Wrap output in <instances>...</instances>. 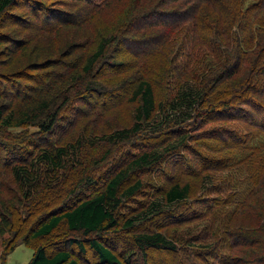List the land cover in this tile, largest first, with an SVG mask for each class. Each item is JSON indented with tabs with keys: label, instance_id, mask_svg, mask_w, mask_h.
I'll return each instance as SVG.
<instances>
[{
	"label": "trees",
	"instance_id": "1",
	"mask_svg": "<svg viewBox=\"0 0 264 264\" xmlns=\"http://www.w3.org/2000/svg\"><path fill=\"white\" fill-rule=\"evenodd\" d=\"M140 1L142 0H102L100 3H95V0H79V3L100 6L98 11L111 7L123 10L127 8V4L138 5V8L133 10L136 13L132 15L130 11H126L129 14V20L131 19L128 28L140 30L142 28L138 29V26L133 27L132 24L138 20H153L150 24L151 29L156 27L158 31H162L148 39L150 44L157 39V44L160 46L161 43L163 48L160 47V53L156 55L150 67L161 59L170 60L172 56L176 71L182 73L179 77L177 92L170 100L159 101L148 79L136 81L133 89L130 90V97L126 99L138 102L134 114L135 121L130 127L117 129L108 135L109 140L116 145L130 143L133 146L135 151L129 149L126 153L127 162L104 182V188L100 192L77 202L70 209L65 210L62 205L56 209L58 212L53 211L54 213H46L50 215L44 216V211L39 215L36 210L38 208L35 209L29 205L30 203L22 205L19 216L26 232L19 230V233L13 237L15 243L10 248V252L19 243L32 247L31 239L48 237L52 230L63 221L75 235L80 232L87 239L99 264H122L118 257L120 251L125 255L126 260H123L126 262L131 254L138 250L142 252L144 264H148L146 257L149 251L176 252L182 258L186 254L184 247L174 243L171 237L179 240L177 243L182 241L181 243L186 242L188 245L201 247L199 252H193L199 258L195 264H264V142L257 138L260 135L259 130L264 131V102L261 100L264 98V0H235L236 7L231 10L229 9L230 0H143L142 5L138 3ZM69 4H71L69 0H0V44H4L3 49L10 46L6 48L5 54L15 58L16 54L28 50L30 43L34 41L30 55L37 58L36 63H40L39 60L43 61L45 58L41 55L42 40L36 36L31 37L29 42L11 40L8 39L6 29L10 26H21L23 29H36V31L44 28L42 30L45 34H55L70 22L89 23L87 19L93 20L91 13L82 12V8H87L86 6L80 5L78 10L73 11L69 9ZM145 4L150 8L140 12L139 8H143ZM169 4H172L171 9H167ZM208 4L215 8H217L216 4L220 6L221 15L218 18L213 20L209 17L211 9H207ZM25 8L33 15H37V25H32L29 20L24 21L23 13H16L17 10H22L26 16ZM64 8H68V10L65 9L67 12H64ZM81 16H85L86 20ZM155 16L163 19L155 20L152 18ZM204 16L209 20L203 19ZM6 19L10 21L4 23ZM114 34L110 33L99 38L86 58L82 71L76 69L81 57L76 56L74 62L67 57V54H70L68 53L70 46H76L74 42L68 41L67 46L65 43L61 44L65 48L59 49L58 51H61L59 53L55 50L64 58V60L61 58L63 68L67 64L74 63L73 74L70 72L72 78L70 83L72 86L78 85L79 91L86 90L88 97L96 94L97 88L103 89L100 83L95 85L93 79L100 74L96 72V68L105 62L106 57L102 56L104 48ZM142 41L145 40L138 37L132 39L128 35L123 37V43L129 42L135 45ZM181 57L182 59H179ZM18 59L22 60L20 57ZM172 62L170 60V64ZM47 68L50 66L45 67L44 72L48 73L47 77L45 76L47 91H40L37 94V89H33L35 94L33 97L28 95L22 99L18 93L21 84L12 80L8 82V86L0 84V89L5 96L10 92H16L13 93L14 102L10 101L9 106L6 103H0L1 127L12 129L34 125L39 131L36 134L38 137L39 133L48 132L54 125L57 127L58 122L65 119V115L61 112L67 101L65 97L72 90L58 92L60 101L54 103L49 91L64 81L59 77L56 81L52 76L53 71H47ZM172 69V66L166 69L167 80ZM18 71L23 70L15 72ZM0 74L4 78V75ZM238 76H243L241 79L244 78L245 82L242 84L239 82L240 86L235 91L233 84ZM39 79L41 78L35 76L33 80ZM227 90L231 92L229 97H227ZM9 98L12 99V96L9 95ZM166 103L167 106L164 107ZM183 108H186L187 113L183 112ZM162 111L165 112L164 116L160 114ZM177 111L181 112V115H176ZM230 122H234L241 129L229 126ZM158 123L159 129L152 131L157 133L156 137H147L149 139L145 140L153 142L152 144H141L135 139V134L143 129L144 124L155 127ZM240 124L246 125L247 128H242ZM215 137L225 138L223 142L218 141L221 143L218 146L215 144L217 141ZM206 138L209 140H204ZM244 138L247 140L241 144ZM35 140L38 142V139ZM195 143L202 144L210 150L209 152L219 156L224 155L225 158L219 157L218 160L213 155V157L207 155L204 157L200 151L189 147L190 144ZM26 145L30 146V144ZM9 147H12V151L20 149L14 145ZM1 148L4 153L8 152L5 145ZM41 152L39 157H43L47 168L54 171L60 167L65 148L56 147L53 151L44 149ZM195 155L201 156L202 161L200 168L192 177L206 170L216 171L222 168L226 171L225 175L233 178L230 180L231 187L228 188V192L222 194L216 190L214 197L200 202L196 198L197 191L202 187V182L211 186L210 176L203 174L202 179L193 183L189 180L183 183L174 181L169 186H163L161 192L154 193L138 213L127 216L121 222L118 221L116 210L120 206L121 199L139 194L145 186L152 185V182L142 179L143 175H148L150 168H154L157 164L165 165L171 170L178 164L183 165L184 168L186 164L190 167V161ZM9 168L14 181H17L22 189V195L27 198L41 185H49L42 181L37 172L35 173L31 159L22 164L14 163ZM237 169L251 180L249 187L242 191L244 194L240 192L238 199L240 188L234 185L233 174ZM191 172L189 171V174ZM0 175H2L1 171ZM0 182L1 187L3 185L1 179ZM80 182H83V179ZM85 182L95 183L89 177L84 178ZM119 187L122 188L118 192ZM50 188L53 189V187ZM10 189L17 192V184ZM153 197L155 199L161 197V201L176 204L196 198L195 202H200L199 205L205 209L189 218L170 222L171 229L168 231H162L158 228L161 226H155L131 234V244L126 250L122 248L114 252L105 244L109 242L103 244L104 241L99 240L100 234H105L109 230L116 231L121 227L128 228L134 224L137 217L146 216L153 210L152 201L155 200ZM218 211L222 213L220 221H217ZM10 212L11 210L7 212V217L2 216L1 230L11 224L8 221ZM200 220H204L205 230L200 231L201 234L191 230L181 231L184 227L190 228L199 224L195 222ZM190 233L192 235H189ZM209 234L213 236L212 241L211 237L207 236ZM200 238H204L205 242H193ZM223 240L226 244L222 243ZM68 243L70 246L75 245L79 253L85 252L84 240L79 236L69 238ZM35 245L32 247L33 255L28 264H79L73 255V247H66L70 249L66 250L56 243L52 246L44 243ZM48 247L52 249L51 254L46 251ZM202 249H208L207 253H203ZM194 254L191 256L195 259Z\"/></svg>",
	"mask_w": 264,
	"mask_h": 264
},
{
	"label": "rangeland",
	"instance_id": "2",
	"mask_svg": "<svg viewBox=\"0 0 264 264\" xmlns=\"http://www.w3.org/2000/svg\"><path fill=\"white\" fill-rule=\"evenodd\" d=\"M101 1L102 0H95V3H100ZM142 1L138 3L142 5ZM69 2L71 3L69 4V9L73 11L78 10L80 5L86 6L87 8H82V12L85 14L91 13L94 17L93 20L87 19L89 23L77 22L73 24L70 22L55 34H45L42 30L44 28L37 29L36 31V29H23L21 26H10L11 28L8 27L6 29L9 35L8 39L11 40L17 39L19 41L29 42L33 36L42 40L41 55L45 59L43 61L39 60L40 63H36L37 58H33L30 55L34 41L30 43V48L28 50L26 49L20 54H16L15 58L9 57L5 54L6 48H10V46L3 49L4 44H0V73L4 75V78L0 76V84L2 86L7 84L8 86V82L11 80L15 83L21 84V89L18 93L22 96V99H25L28 95H31V97L35 96L32 91L33 89H37V94H39L40 91H47L45 88V76L48 75V73H44L46 71L45 67L47 66H50V68H47V71H53L52 76L56 81L58 80V77L64 81L49 91L54 103L60 101V99H58V92H67L69 89L72 90L70 94L66 95L65 100L67 101L61 112L62 115H65V119H62V122H58L57 127L54 125V127L48 132L39 133V136L36 137V134L39 131L34 125H24L12 129L0 126V171L2 172L0 179L3 183L0 187V264H28L33 255L32 247L36 246L35 244L38 245L42 243L45 245L50 244V246L56 243L66 250H70L66 247H73V255L79 264H99L96 254L88 245L87 239H85L80 232L75 235V233L67 228L63 221L60 222V225H58L57 228L52 230L48 237L31 239V242H33L32 247H30V245L27 246L19 243L14 250L10 252V248H12L15 243L13 237L19 233V230L26 232V229H24L25 226L20 222L19 212L21 213V206L30 203L29 205H32L35 209L38 208L36 210L39 215L44 211V216H46L50 215L46 213L58 212L56 209L62 205L65 210L70 209L77 202L100 192L104 188V182L111 177L121 165L124 166L127 162L125 157L126 153L129 152V149L135 151L130 143L116 145L108 138V135L112 134L117 129L130 127L135 121L134 114L138 102L137 100H126L128 96L130 97V90L133 89L135 82L148 79L152 85L153 92L156 93L159 101L170 100L178 90L180 82L179 77L182 73L176 71L174 67L175 61L172 62L171 59L172 56L170 57L171 64L169 59L165 61L161 59L158 62L156 61L157 63L154 66L150 67L153 64L152 62L156 55L160 53L161 43L159 46L156 39L150 44L148 39L150 36L157 35V33L162 31H158L156 27L151 29L152 26L150 24L153 23V20H138L136 23L132 24L133 27L138 26V29L142 28L140 30L128 28L131 19L129 20V14H127L126 11H130V14L132 15L136 13L133 12V10L137 9L138 5L129 6L127 4V8L123 10L118 7L117 9L111 7L106 9L102 8L98 11V7L100 6L95 7L87 5L85 2L84 4H81L79 3V0L75 2L69 0ZM146 5L147 4L141 9L139 8L140 12L146 11L150 8ZM167 7V9H171L170 7H172V4L167 5ZM216 7L217 8L209 4L207 5V9H211L209 11V17L213 20L221 15L220 6L216 4ZM234 7H236V1L230 0L229 9L231 10ZM65 9L68 10V8H64V12H67ZM27 10L28 9H26V16L22 10H17L16 13H23L25 17L24 21L29 20L32 25H37V15H33L31 11ZM81 17L86 20L85 16ZM152 18L155 20L163 19L159 18V16ZM203 19L209 20L206 16H204ZM9 21V19H6L4 23H8ZM61 21L65 20L61 19ZM78 21H80L79 18ZM110 33L115 34L104 48L102 56L106 57L105 62L103 65L96 68V72H99L100 74L93 79V83L95 85L100 83V86L103 89L97 88L98 90H96V94L88 97L86 90L81 89L79 91L78 89L80 87L78 85H71L70 82H72V78L70 72H72V66H74V63L67 64L65 65V68H63L61 66V58L63 60L64 58L61 53L58 54L61 52L58 50L65 48L68 41H72L71 43L74 42L76 46H70L71 48L68 47V53L70 54H67V57L73 59V62L76 56L81 57L76 65V69L77 71H82V66L85 63L86 58L94 49L99 38ZM36 34H39L40 36H37ZM124 35H128L132 39H137L138 37L145 41L137 42L135 45L129 42L123 43ZM63 43H65V46L61 45ZM161 49L163 48L161 47ZM55 50H57L58 53L55 52ZM18 57L22 60H19ZM179 59H182V57ZM169 66H172L173 69L169 74L170 76L168 75L169 77L167 80L165 73H167L166 69ZM17 70L23 71L15 72ZM54 73L56 74L55 76L53 75ZM35 76L36 78L41 79L33 80ZM242 77L243 76H238L235 79L233 84V89L235 91L236 88L238 90V86H240L239 82H241V84L245 82L244 78L241 79ZM125 86L127 87L125 88ZM13 93L15 94L16 92L13 91ZM13 93H9V95L12 96V99H10L9 95L5 96L2 89H0V103H6L8 106L10 105V101L13 103ZM230 94L231 92L227 90V97H229ZM261 100L264 102V98H261ZM166 106L167 103L164 107ZM54 108H56V106H54ZM183 112L187 113L186 108H183ZM160 114L161 116H164L165 112L162 111ZM176 115H181V112L177 111ZM228 124L233 128L241 129L240 126L234 122ZM158 125L159 123L153 127L149 124H144L143 129L135 134V139L141 144H152L153 142H146L145 140L149 139L147 137H156L157 133H153L152 131L158 130L160 127V125ZM242 126V128H247L246 125ZM259 131L260 135H258L257 138L262 139L261 142H264V131ZM44 135L46 137L43 138ZM215 138H217L215 144L219 146L221 143L218 141L223 142L225 137ZM35 139H38V142ZM204 140L208 141L209 138ZM246 140L247 139L244 138L241 144H244ZM22 141L23 143L21 144ZM19 144H21V146ZM26 144H30V146ZM2 145L7 147L8 152L4 153L1 148ZM11 145L20 147V149L12 151V147H9ZM56 147H64L65 155H63V158L60 160V167L53 171L47 168V164L43 162V157H39V155L44 149L45 151H53ZM189 147L194 150L197 149L196 151H200L204 157H206V155H213L218 160L219 157L225 158L224 155L219 156L218 154L209 152L210 150L205 148L202 144H190ZM30 159L34 164L35 173L37 172V174L41 176L42 181L49 185H41L33 191V194H29V197L27 198L22 195V189L20 188L19 183L14 181L9 167L14 163L22 164ZM201 161V156L195 155L190 161V167L186 164L184 168L183 165L178 164L175 169L171 170L165 165L157 164L154 168H150L148 175H143L142 179L144 181L152 182V185L145 186L139 194H134L130 197H124L121 199L120 206L116 210L118 221L121 222L127 216H133L138 213L154 193L157 191L161 192L163 186H169L174 181L183 183L189 180L193 183L202 179L203 174L210 176L211 186L202 182V187L197 191L196 198L200 202H205V199L214 197L216 190L220 191L222 194L228 192V188L231 187L230 180H233V178L227 174L225 175L226 171L222 168L216 169V171L206 170L203 171L202 174L199 173L198 176L192 177L200 168ZM189 171L192 172L189 174ZM233 174L235 181L234 185L240 188L239 195L237 196L238 199L240 192L244 194L242 191L249 187L251 180L245 177L243 175L244 173L240 172V169L235 170ZM134 176H136L135 173ZM85 177H89V179L95 181V183H84ZM79 179H83V182H80ZM16 184L18 191L13 192L10 188L16 186ZM124 186L125 185H123V187ZM50 187H53V189ZM121 188L122 187H119L118 192ZM223 189L224 191H222ZM196 198H191L184 203L176 204L161 201V197H158L157 199L153 197V199H155L152 201L153 210L146 216L140 215L141 217H137L134 224L128 228L121 227L117 228L116 231L109 230L105 234H100L99 240L102 242L104 241L103 244L109 242L105 244L114 250V252L120 251L122 248L126 250L129 248V244H131V234H135L139 230L147 227L155 226H161L158 228L162 231H168L171 229L170 222L181 220L182 218H189L194 214L204 211L205 208L199 205L200 202H195ZM9 210H11V216H9L8 221L11 224L1 230L2 216L6 215L7 217V212ZM153 213L154 215H152ZM220 220H222V213L218 211L217 221ZM203 221L204 220L197 221L195 223L199 224L190 228L184 227L181 231L191 230L194 233L199 232V234H201L200 231H205L203 228ZM173 229H175V227H173ZM172 231L170 232V235L172 234ZM207 231L210 233L209 229ZM189 235L192 234L190 233ZM77 236L84 240V246L86 247L84 253H79L75 245H68V239L71 237L76 238ZM207 236H210V234ZM210 237L212 241L213 236ZM170 239H172L177 245L183 246L186 254L181 258L176 252L165 253L163 251H149V254L146 257L148 264H195L196 261H199V258H197L198 256L193 252H199L201 247L194 246L193 244L188 245L186 242L181 243L182 241L177 243L179 240L175 237H171ZM197 241L205 242L204 238L193 240V242ZM222 243L226 244L225 240H223ZM50 248L51 247H48V249H46L49 254L52 253V249ZM54 248L55 247H53V249ZM207 251L208 249H202L203 253H207ZM192 253L195 256V259L191 256L193 255ZM118 257L122 261V264H144L141 250L131 254L128 262L125 261V255H123L121 251L118 252Z\"/></svg>",
	"mask_w": 264,
	"mask_h": 264
}]
</instances>
